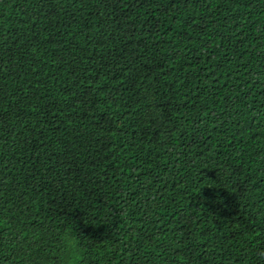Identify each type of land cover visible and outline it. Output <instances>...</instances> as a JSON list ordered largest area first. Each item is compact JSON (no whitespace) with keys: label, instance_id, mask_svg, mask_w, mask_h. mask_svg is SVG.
Listing matches in <instances>:
<instances>
[{"label":"trees","instance_id":"1","mask_svg":"<svg viewBox=\"0 0 264 264\" xmlns=\"http://www.w3.org/2000/svg\"><path fill=\"white\" fill-rule=\"evenodd\" d=\"M0 264H264V0H0Z\"/></svg>","mask_w":264,"mask_h":264}]
</instances>
